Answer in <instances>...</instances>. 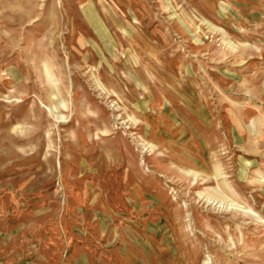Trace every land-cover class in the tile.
Segmentation results:
<instances>
[{"label":"rangeland","instance_id":"1","mask_svg":"<svg viewBox=\"0 0 264 264\" xmlns=\"http://www.w3.org/2000/svg\"><path fill=\"white\" fill-rule=\"evenodd\" d=\"M0 264H264V0H0Z\"/></svg>","mask_w":264,"mask_h":264}]
</instances>
